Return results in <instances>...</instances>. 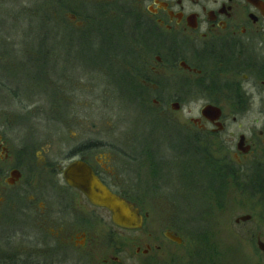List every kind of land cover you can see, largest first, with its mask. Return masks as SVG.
Here are the masks:
<instances>
[{
  "label": "flooded vegetation",
  "instance_id": "obj_1",
  "mask_svg": "<svg viewBox=\"0 0 264 264\" xmlns=\"http://www.w3.org/2000/svg\"><path fill=\"white\" fill-rule=\"evenodd\" d=\"M212 2L219 6L188 0L201 10L189 12L185 0H54L51 48L25 58H52L45 70L56 71L48 76H55V108L43 119L56 134L49 138L35 128L37 112H0V264H264L262 226L216 221L223 211L218 201L233 185H248L250 173L264 172V0ZM97 24L119 31L104 34L116 36L117 63L105 57L97 70L68 63L74 35L87 47ZM93 71L115 91L114 102L136 101L169 126L166 153L143 129H129L124 114L109 134L92 129L95 118L74 114L77 87L68 76ZM66 133L68 143L53 149L51 141ZM188 149L202 153L195 166L211 177L206 185L190 166L178 167ZM76 162L136 209L140 226L118 225L107 208L70 185L64 171ZM199 196L203 209L213 208L212 224L203 209L200 217H181L180 206ZM250 218L241 214L234 222ZM195 221L205 228L189 225Z\"/></svg>",
  "mask_w": 264,
  "mask_h": 264
},
{
  "label": "rangeland",
  "instance_id": "obj_2",
  "mask_svg": "<svg viewBox=\"0 0 264 264\" xmlns=\"http://www.w3.org/2000/svg\"><path fill=\"white\" fill-rule=\"evenodd\" d=\"M53 3L54 0H0V112L18 115L26 112H37L40 117L37 121H33V124L41 133L43 132L42 135H48L47 137L49 138H52L56 133L54 129L50 130L47 127V122L43 118L51 116L52 112L54 114L53 88L50 83L52 84V81L55 80V76L49 80L48 76L56 71L54 69L52 71L45 70L52 63L50 60L52 58H47L49 56L39 57L34 62H30L27 58L33 57L36 52H43L45 49L51 48L50 38L54 36V30L51 25L53 20L51 18L55 16L50 15L52 13L51 10H53ZM103 25H96V29L93 31L94 34L89 36V40L86 43L87 47L82 45V41L79 39L81 36L74 35L75 45L71 47L72 51L67 56L68 63L80 64L86 68H96V70L100 68L105 57L107 64L115 65L117 63L118 53L116 51L118 48L115 41L116 36H106L104 34L118 33L119 31H116L114 26ZM100 37L102 41H100ZM101 48L104 50V55L101 52ZM64 49H66L65 45L59 47L61 54H63ZM21 50H24L22 52L23 57ZM115 76L116 71L114 69L110 71V80H115ZM68 80L71 88L77 87L75 88L77 92L75 94V102L74 104L71 103V107L73 106L74 108L73 112L76 116L95 118L96 125L92 126L93 130H106V133L109 134L114 128L116 120L120 118L119 115L124 114L123 116H126L125 121L127 123L125 125H128L129 129H143L145 131L144 134L147 135L146 138L166 153L167 142L165 139L169 126H165L159 118L149 116V111L142 108L136 101L124 97L121 104L114 102L115 91L106 88L107 85L105 81H102V76L98 72L90 73L89 76L86 74L85 78L71 74L68 76ZM77 82L81 84H77ZM12 84H17L18 88ZM18 89L22 95H19ZM33 91H37L38 94L31 96L32 94L30 95V93ZM29 95L31 99L26 100L24 96L27 97ZM73 101L72 99L71 102ZM99 116H101L100 119ZM68 135L71 134L66 133L57 140L51 141L52 148L58 150L63 145H66L69 140ZM95 136V134L90 133V138L93 139ZM172 155H177V153L173 152ZM182 156L181 163L177 162L178 167L187 166V171H189L190 166L195 173L197 172L193 175L194 179L201 177L203 185L211 181L210 176L202 174L203 168L200 169L198 163V168L196 169L195 160H189H202L203 155L199 150L195 152V150L188 149ZM165 158L169 161L167 157ZM177 159L180 160L178 157ZM170 160L173 161L171 158ZM204 162H206L205 157ZM175 172L177 171L171 170L169 176H175ZM186 177L187 182H189V174ZM181 178L184 191L186 180L183 177ZM203 185H198L196 189L203 187ZM184 193L187 194V191H184ZM199 197L200 199L198 197H190V201L186 199L185 204L180 206L182 218L191 220L200 217L197 211L204 208L202 203L205 204V201L202 202L201 196ZM218 203V210H223L216 219L219 225L233 227L239 225L249 229L262 226V231H264V194H262L261 198L259 194H253L252 191L249 192L240 188L224 196ZM220 206L222 209H220ZM158 207L165 208L163 204ZM207 209H203L200 214L204 215L202 218L206 219V224L207 221L212 224L211 211L213 208L208 207ZM241 214H250L251 218L236 224L234 219ZM189 225L198 230L205 228V224L198 221L191 222ZM237 230L240 231L239 228H235L234 232L239 235ZM240 235L243 236L242 234ZM17 236H20V233H16L15 237ZM235 240L237 239L235 238ZM245 240L249 241L248 238Z\"/></svg>",
  "mask_w": 264,
  "mask_h": 264
},
{
  "label": "water",
  "instance_id": "obj_3",
  "mask_svg": "<svg viewBox=\"0 0 264 264\" xmlns=\"http://www.w3.org/2000/svg\"><path fill=\"white\" fill-rule=\"evenodd\" d=\"M65 180L79 189L96 205L107 208L115 223L124 227H138L141 217L129 203L116 197L92 173L87 165L76 162L64 171ZM264 251V244L262 243Z\"/></svg>",
  "mask_w": 264,
  "mask_h": 264
},
{
  "label": "bare ground",
  "instance_id": "obj_4",
  "mask_svg": "<svg viewBox=\"0 0 264 264\" xmlns=\"http://www.w3.org/2000/svg\"><path fill=\"white\" fill-rule=\"evenodd\" d=\"M185 151L184 153H186ZM189 160H198V159H189ZM204 169V168H203ZM202 174H205L204 172ZM209 176V174H208ZM201 178V177H198ZM250 182L248 185L245 184H235L233 187L237 190L240 188L246 189L249 192L252 191L253 194H264V172L262 171V174L259 172V170H256L252 173H250ZM186 188H189V185H185ZM262 189V193H260V190ZM251 194V193H250Z\"/></svg>",
  "mask_w": 264,
  "mask_h": 264
},
{
  "label": "clouds",
  "instance_id": "obj_5",
  "mask_svg": "<svg viewBox=\"0 0 264 264\" xmlns=\"http://www.w3.org/2000/svg\"><path fill=\"white\" fill-rule=\"evenodd\" d=\"M218 6H219L218 3H213L212 0H207V8H209V9H215ZM185 10L186 11H189V12L190 11L200 12L201 11L198 6L193 7V6L189 5L188 4V0H185ZM203 15H204V13L201 12V16H203ZM206 28H207V24L206 23H204V24L201 25V30H206ZM193 114H195V113H193Z\"/></svg>",
  "mask_w": 264,
  "mask_h": 264
},
{
  "label": "trees",
  "instance_id": "obj_6",
  "mask_svg": "<svg viewBox=\"0 0 264 264\" xmlns=\"http://www.w3.org/2000/svg\"><path fill=\"white\" fill-rule=\"evenodd\" d=\"M51 14L50 15H55V10H54V7H53V10H51Z\"/></svg>",
  "mask_w": 264,
  "mask_h": 264
}]
</instances>
